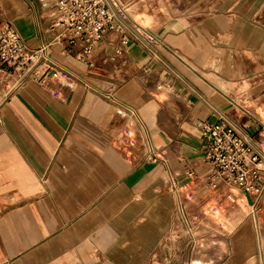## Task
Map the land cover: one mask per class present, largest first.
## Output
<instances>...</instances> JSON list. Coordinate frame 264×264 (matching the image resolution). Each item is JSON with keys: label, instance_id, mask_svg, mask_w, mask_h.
<instances>
[{"label": "crops", "instance_id": "0c3cea01", "mask_svg": "<svg viewBox=\"0 0 264 264\" xmlns=\"http://www.w3.org/2000/svg\"><path fill=\"white\" fill-rule=\"evenodd\" d=\"M125 1L135 22L97 42L93 67L56 46L57 79H0V264H149L181 205L215 232L193 263L261 264L264 198L208 185L199 125L224 113L264 149V0ZM0 6L28 47L51 41L55 0Z\"/></svg>", "mask_w": 264, "mask_h": 264}, {"label": "built area", "instance_id": "2783aa9c", "mask_svg": "<svg viewBox=\"0 0 264 264\" xmlns=\"http://www.w3.org/2000/svg\"><path fill=\"white\" fill-rule=\"evenodd\" d=\"M129 6L125 0H55L57 14L51 24L52 39L36 49L25 44L3 16L0 6V79L9 81L11 88L28 80L44 84L48 75L57 79L62 69L51 55L56 46L66 53L78 46L80 51L74 57L87 67H93L90 56L97 42L108 32L122 33L124 21L135 22ZM120 43L127 44L128 40L122 37ZM121 52V48L115 49L116 54ZM148 71L145 67L144 74ZM199 126L204 159L209 164L208 185L212 189L220 184L236 189L249 196L253 205H259L264 198V149L260 141L224 113ZM148 157L156 156L149 152ZM187 174L191 176L192 171ZM226 197L234 201L231 191ZM179 216L189 233L193 228L191 213L181 205ZM253 222L260 243L256 217ZM261 264H264L262 260Z\"/></svg>", "mask_w": 264, "mask_h": 264}, {"label": "rangeland", "instance_id": "374dc122", "mask_svg": "<svg viewBox=\"0 0 264 264\" xmlns=\"http://www.w3.org/2000/svg\"><path fill=\"white\" fill-rule=\"evenodd\" d=\"M232 190L237 191L236 189H232ZM226 203H228L229 206L235 207L236 205L241 206L245 202L242 199H234V201H231L230 199L227 198ZM263 204L261 202L259 206H263ZM243 214L244 212H240V218L243 216ZM256 218L259 225V229L261 231V235H263L264 210L259 212L256 215ZM214 235H215L214 231L213 233L210 232L205 233L204 231L196 233L194 228H192V230L189 233H187L184 227H179L176 230V232L169 234L166 237L163 246V251L161 253V257H159L158 259H153L149 264H195L193 263V256H194L193 254L195 253V249L206 240L212 241V238L215 239ZM199 241L201 243H198ZM201 263H203V261H201L200 259L197 264H201Z\"/></svg>", "mask_w": 264, "mask_h": 264}]
</instances>
